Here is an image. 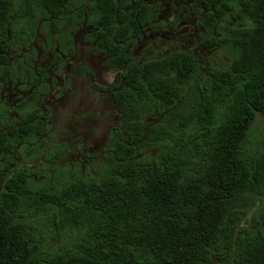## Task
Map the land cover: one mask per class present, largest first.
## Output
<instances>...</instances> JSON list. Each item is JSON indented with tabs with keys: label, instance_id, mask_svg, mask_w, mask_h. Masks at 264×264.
<instances>
[{
	"label": "trees",
	"instance_id": "1",
	"mask_svg": "<svg viewBox=\"0 0 264 264\" xmlns=\"http://www.w3.org/2000/svg\"><path fill=\"white\" fill-rule=\"evenodd\" d=\"M180 1L227 66L203 70L180 49L137 62L159 12L151 0H0V264H264V139H252L264 120V0ZM42 20L65 49L87 22L99 50L132 66L98 176H66V161L50 173L63 145H43V99H23L19 118L3 101L13 53Z\"/></svg>",
	"mask_w": 264,
	"mask_h": 264
},
{
	"label": "rangeland",
	"instance_id": "2",
	"mask_svg": "<svg viewBox=\"0 0 264 264\" xmlns=\"http://www.w3.org/2000/svg\"><path fill=\"white\" fill-rule=\"evenodd\" d=\"M176 0H161L162 8L159 5V15L160 19L156 23L150 24L151 29H149V36L145 41L149 42L151 39H156L159 41L158 50L151 55L154 58H162L169 55L171 52L176 50H185L197 57L200 68L205 70V68L211 66H227L230 63L229 54L222 49H217L214 46L205 44L204 36L207 32L200 26L201 15L197 12L187 10L176 11L175 7ZM184 11V12H183ZM171 22V23H169ZM44 21L40 22V27L38 29V34L36 41H32L19 47L17 51H14L12 56V63L18 68V62L16 61V56L18 57L27 54L31 57H36L37 49L45 47L46 42L50 40V34L46 27L44 26ZM148 26V27H149ZM80 27L78 26L75 33ZM62 28L61 31H64ZM74 33V34H75ZM157 33L160 34L157 35ZM57 36V35H56ZM160 37V39H157ZM75 40V36L73 35ZM36 42V44H35ZM51 43V42H50ZM142 48L145 46L144 42L141 44ZM27 49V50H25ZM31 49V50H30ZM46 54V53H45ZM135 55H138V50ZM49 58L47 54L44 61H48ZM41 64V63H40ZM102 70H105L103 68ZM5 88H3V94L5 96V104L7 106L12 105L18 99V91L15 86L10 82L5 83ZM88 94V89L86 91L80 92L78 94L71 95L67 100L63 102H54L50 100L52 104L51 107L54 109V115L51 123L49 124L48 132L46 133L45 141H43L44 147H46L52 141L63 142L68 150L63 153L62 156L57 153L54 155L53 159L50 160L49 166H53V163L62 164L63 161L73 162L74 167L69 168L67 174L74 173L80 177L98 176L103 172V168L108 165L111 159V141L107 142V137L109 138V132L111 125L114 124V112L112 110V104L108 102V115L106 120L98 119L94 115H90L91 120L83 119V114L85 111H100L104 108V102L97 105L96 99L93 97V92ZM49 103V102H48ZM50 114V113H49ZM19 118V117H18ZM157 116H150V120H155ZM52 127L55 131L51 132ZM55 132L56 136L55 137ZM253 140L264 139V120L261 116L257 117L253 131ZM106 145V146H105ZM60 151H63L62 149ZM88 157H92L90 163H85ZM42 175L48 172L40 171ZM48 180H46L47 182ZM39 222L42 226L47 227V233L49 232V239H56V236L51 233L50 227L52 221L40 218ZM62 238L59 239V242Z\"/></svg>",
	"mask_w": 264,
	"mask_h": 264
},
{
	"label": "flooded vegetation",
	"instance_id": "3",
	"mask_svg": "<svg viewBox=\"0 0 264 264\" xmlns=\"http://www.w3.org/2000/svg\"><path fill=\"white\" fill-rule=\"evenodd\" d=\"M151 1L154 4L161 5L160 7L162 8L161 0ZM175 7L177 9L176 11L181 10L180 0L175 1ZM182 10L187 11L188 9ZM159 19L160 15L158 13L157 19L151 24L156 23ZM79 27L80 28L74 34L75 40L73 39V49H65L59 39L55 43H50V40H48L45 47L43 46L41 49L36 48L37 54L35 58L27 54L16 56V61L21 59L23 64L18 63V68H10L3 79V88H5V83L10 82L11 85L17 83V86H15L16 90H19L20 87L23 89L20 92L18 91L17 101L9 106L12 117H19L15 109L22 103L23 99L34 95L40 96L43 99L45 109L44 114L40 118L44 120L46 130L49 129V124L54 115V109L50 106V104H52L50 100H54V102L57 103L63 102L71 97V95L78 94L79 91L83 92L88 89L89 94V89H91V93L93 92V97L97 101L96 104L99 106L101 105L100 103L104 102V108L100 111H92V113L91 111H85L82 113L83 119L86 121L91 120L89 116L94 115V117L98 119L106 120L108 115V107L106 105H108V102L112 104L114 124L111 125L108 135L109 138L107 137V142H105L107 145V143L119 135L122 122L120 112L113 102V94L120 91L124 86V73L126 71L124 68H130L132 66L129 65L125 67L116 64L108 53L99 50L92 37L94 36L95 29L87 22ZM149 29H151V26L147 27L141 38L136 39V47L133 51L134 57L139 63L145 61L144 59L146 56L149 60L155 59L151 55H154L159 47V41L155 38L151 39L149 42L145 41L149 36ZM157 35L160 36L159 33H157ZM57 37L60 38V34H57ZM157 39H160V37H157ZM143 42L145 46L142 48L141 44ZM24 46L26 47L27 45L24 44ZM137 50L138 55H135ZM45 53L49 58L47 62H43L46 56ZM103 68H105V70H102ZM3 101L5 103L4 94ZM49 113L50 115H48ZM54 131L55 129L52 127L51 132ZM56 135L55 132V137H57ZM53 145H63V151L60 152L58 149L56 152V154L58 153L60 156L68 150L64 147L65 144L61 141L58 142V140L49 143L45 149ZM91 160L92 157H88L85 163H90ZM67 164L70 165V168L74 167L73 162H67ZM49 172H52V166Z\"/></svg>",
	"mask_w": 264,
	"mask_h": 264
}]
</instances>
